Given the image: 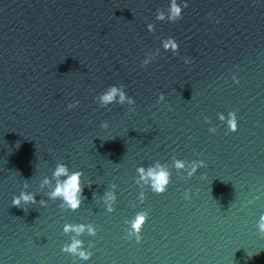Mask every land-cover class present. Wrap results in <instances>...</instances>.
Returning a JSON list of instances; mask_svg holds the SVG:
<instances>
[{
    "label": "water",
    "instance_id": "water-1",
    "mask_svg": "<svg viewBox=\"0 0 264 264\" xmlns=\"http://www.w3.org/2000/svg\"><path fill=\"white\" fill-rule=\"evenodd\" d=\"M168 2L0 0V264H74L65 223L97 229L80 237L92 257L75 264H264V0H188L181 19L156 20ZM168 36L175 54L161 47ZM121 84L134 110L100 107L95 97ZM230 110L235 132L218 119ZM174 156L207 166L192 177L173 169L167 190L144 189L141 202L137 168ZM57 163L83 170L74 211L48 195ZM25 181L37 203L13 205ZM140 210L137 242L124 221Z\"/></svg>",
    "mask_w": 264,
    "mask_h": 264
},
{
    "label": "clouds",
    "instance_id": "clouds-1",
    "mask_svg": "<svg viewBox=\"0 0 264 264\" xmlns=\"http://www.w3.org/2000/svg\"><path fill=\"white\" fill-rule=\"evenodd\" d=\"M188 7V0H169L166 8H158L156 10L155 19L160 21H171L175 22L182 18L183 9ZM147 30L154 32L155 24L148 23ZM161 47L165 51H171L175 54L179 49V42L175 37L168 36L161 39ZM160 49L157 48L155 52H148L145 54L144 59L141 61V66L150 64L155 56L159 53ZM185 63H190L189 57H184ZM235 82H239L238 79L233 76ZM164 99V94L161 93L159 100ZM96 102L102 108L108 107L113 102L120 105H127L129 111L134 110L136 103L135 99L128 95L123 84L116 86L110 85L105 91H102L95 97ZM79 101L71 102L67 105L68 108L75 107ZM218 119L224 123L227 132H235L238 129V119L235 110H230L227 115L223 112L218 113ZM205 121H209V117L204 116ZM102 128H108V121L101 122ZM209 132L215 133L216 127L210 126ZM206 161L204 159L196 158L192 160H186L174 156L172 158V165L169 167L167 164H161L157 161L154 165L149 166L145 169L143 166L137 168V176L134 177V182L141 188L138 194V199L143 202L145 199L144 189H150L155 193H163L167 190L168 185L172 180V170L175 169L177 174H186L187 177H192L197 173V170L206 167ZM53 177L56 178L55 187L48 193L52 199L59 198V207L65 210H76L82 203V191L83 185L81 179L83 177V170H71L64 163H57L52 173ZM206 177V173L202 174ZM63 177V179H61ZM49 180L45 177L43 184H48ZM90 183V182H89ZM28 184L25 181L22 190L13 195L11 203L16 206L24 207L29 204H35L36 195L33 192L27 191ZM117 185L115 183L109 186V189L103 196V202L106 205V210L112 212L114 210V204L117 200L116 193ZM184 198L189 199L188 191L184 193ZM254 199H260L259 196ZM42 205H46V201L40 202ZM247 203H252L248 201ZM149 212L147 210H140L135 213L131 219H126L124 223L128 225L126 229L127 239L133 237L137 242L141 240V229L148 218ZM256 228L261 235H264V212L259 215L256 221ZM63 233L71 234L69 240L63 244L62 251L69 253L75 260H89L93 253L90 250L92 242H89V246L85 247L84 241L80 238L83 234L87 233L89 236H95L97 229L92 223H65L63 225ZM252 255V253H249Z\"/></svg>",
    "mask_w": 264,
    "mask_h": 264
}]
</instances>
